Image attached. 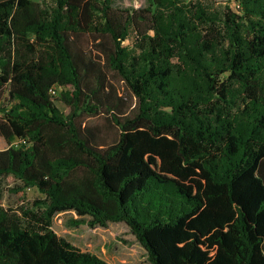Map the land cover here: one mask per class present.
Segmentation results:
<instances>
[{"label":"trees","instance_id":"trees-1","mask_svg":"<svg viewBox=\"0 0 264 264\" xmlns=\"http://www.w3.org/2000/svg\"><path fill=\"white\" fill-rule=\"evenodd\" d=\"M0 137V180L42 195L0 191V264H109L68 211L151 264H264V0H0Z\"/></svg>","mask_w":264,"mask_h":264},{"label":"rangeland","instance_id":"rangeland-1","mask_svg":"<svg viewBox=\"0 0 264 264\" xmlns=\"http://www.w3.org/2000/svg\"><path fill=\"white\" fill-rule=\"evenodd\" d=\"M206 4L214 5L215 9H224L229 0H203ZM123 7L139 8L146 4V0H116ZM131 44V41L126 42ZM112 80L121 88L123 92L124 84H120L117 78ZM7 94L5 95V100ZM62 110H66L62 104H59ZM90 124L98 125L102 129L104 138L112 143L118 136V129L111 127L106 117L89 118ZM8 143L0 137V149L8 148ZM21 183L13 177H7L0 180V191L2 195V204L6 208L17 209L24 202H32L34 199L42 197L36 189H28L24 201L20 194H16L11 189ZM78 219L74 211L62 212L54 218L53 229L55 232L65 238L82 251L91 252L107 261L109 264H151L148 260V254L145 248L140 244L130 228L125 223H110L108 227H90L88 224L79 226L72 225L70 220ZM89 220V218H87Z\"/></svg>","mask_w":264,"mask_h":264}]
</instances>
